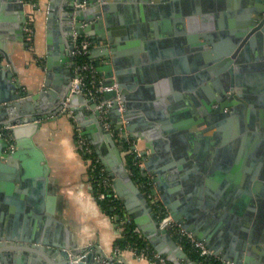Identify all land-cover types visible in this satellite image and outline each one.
<instances>
[{
	"label": "water",
	"instance_id": "1",
	"mask_svg": "<svg viewBox=\"0 0 264 264\" xmlns=\"http://www.w3.org/2000/svg\"><path fill=\"white\" fill-rule=\"evenodd\" d=\"M81 1H49L46 75L37 91L24 87L11 54L2 50L6 63L0 64V129L5 128L11 137L0 133V264H103L104 256L95 247L81 245L76 236L68 239L70 233L52 219L54 208L44 203L48 168L33 138L44 122L68 110L74 112L124 208L153 248L171 264H199L162 226L141 180L132 176L119 143L105 130L97 102L72 92L75 35L96 41L90 57L97 61L104 85L116 84L102 97L112 100L114 127L146 140L145 169L153 174L173 219L224 261L248 264L252 259L253 264H264V248L254 242L264 231L259 218L255 219L262 208L258 206V212L254 198L260 194L257 186L264 184V86L249 82L244 71L264 66V0H225L218 5L210 1L219 12H209L202 24L189 16L192 22L183 40L192 52L191 69L181 67L175 54L164 53L170 59L163 62L152 50L166 33L162 24L154 22L158 16L151 14L157 0H88L84 8L77 7ZM25 2L0 0V16L14 8L24 12ZM27 21L25 14L12 31V23L0 22V31L24 42L21 47L25 48L30 44ZM132 62L137 68L129 67ZM194 96L199 97L197 102ZM183 98H193L198 108H189L182 116ZM167 114L180 129H190L192 136L205 132L204 148L194 141L175 144L178 135H173ZM227 124L231 128H225ZM162 134L169 135L173 148ZM222 146L237 154V167L245 171L243 188L236 190L229 183L233 156L225 158L228 163L216 164L226 150ZM29 147L36 164L20 172L12 162ZM242 155L250 158L248 164L240 162ZM188 156L195 160L186 168L183 163ZM215 178L222 181L218 190ZM25 215L30 220L25 222ZM259 241L264 242L262 237Z\"/></svg>",
	"mask_w": 264,
	"mask_h": 264
},
{
	"label": "crops",
	"instance_id": "2",
	"mask_svg": "<svg viewBox=\"0 0 264 264\" xmlns=\"http://www.w3.org/2000/svg\"><path fill=\"white\" fill-rule=\"evenodd\" d=\"M49 1L50 0H37V3L35 4H31L30 2L26 1L24 12L14 8L10 10H4L0 16V22L12 23L9 30L12 31L20 22L22 16L27 14L29 18L31 13L35 15L34 33L32 37H29L28 32L26 31L27 41H29L30 44L25 48L21 47L25 44L24 42L11 39L10 37L6 36L5 33L0 31V57H2L3 63H6L2 52L3 48H5L11 54L14 63L20 70L21 80L24 87L26 89H34L35 91L41 87L42 81L46 75V18ZM210 1L217 4L218 1L221 2L225 0H157L154 2V6L151 7V14L158 16L157 20L155 19L154 22L162 24V30L166 31L162 37L158 36V43L152 47L153 52L159 56L160 61L166 62L168 59H170L168 57H163L164 53L169 52L170 54H175V59L181 67L188 69L194 67V61H192L193 59L190 56L192 52L189 51L188 44L184 42L183 34L186 30V26L189 24V21L192 22V18L189 20V16L193 17L194 15V21L197 24H202L203 17L210 16L209 12H219L215 5H210ZM143 10L144 11H142V13L146 14L145 10L147 9L143 8ZM216 18L217 14L216 16L213 15L212 19L216 21ZM27 25L28 21L26 26ZM140 39L145 40L144 37ZM161 40L163 41L161 42ZM13 46L19 47L14 48ZM137 56L140 58V54ZM261 60L264 59L261 58ZM100 62L106 63V59L101 58ZM165 66L167 65H164V67ZM129 67L135 69L137 68V65H134L132 62L129 64ZM244 71L246 72L249 82L256 80L261 86H264V66H262L261 69H245ZM255 72L259 74L257 75ZM99 74L102 79L105 80L104 75L101 73ZM170 92L172 93L173 89ZM194 97L197 102L199 97ZM74 101L76 102V99ZM180 101L181 103H184L180 106H185V108H182L179 111V114H182V116H184L186 112H189V108L192 110H196V108H198L193 98L190 100L183 98ZM167 115L168 116H166V119H169V125L174 127L172 132L173 135H178L176 137L177 143L175 144L178 146L185 144L189 145L194 141L196 146L198 145L199 148H204L205 132H202L201 136L198 135V137L192 136L190 129H186L187 127H181L180 129L179 126L174 124L175 121L171 120L170 115ZM189 116H191L190 113ZM225 128L231 127L229 124H227ZM76 130L82 133L81 127L74 118V112L68 110L66 113L60 112L57 114V116H55V118L44 122L33 138L37 148L42 151L44 156V161H42V164L45 163L44 165H46L48 168L46 173L48 179V191L45 195L44 203L47 206L49 204L54 208V213L52 215L53 221L56 225L62 224V227L70 233L72 237L70 236L68 238L69 240H71L73 236H76L79 239L81 245H91L92 247H95L94 249L100 251L104 256V261L102 262L103 264H107L108 262L110 264H158L152 260L138 258L130 248H121V252H115L118 248L117 241L123 235L124 227L122 221H119V218L110 216L103 210L99 199L95 195L92 174L90 173L91 159L87 158L84 155L85 153H83L76 144ZM220 130L222 131L223 129ZM127 133L129 135L128 131ZM5 136L11 137V134L6 131ZM131 138L135 140L138 150L143 153V151L146 149V140L140 137ZM162 139L167 141L169 148L174 147V143H172V139L169 137V135L162 134ZM227 145L229 146L230 143ZM91 146L93 147L92 144ZM11 148L16 149L17 147L16 145H12ZM222 148L226 149L224 146H222L221 149ZM29 149L30 147L18 159H15V161L12 162V165H16L20 172H24L26 170L24 166L28 165L34 168L36 164L35 155ZM93 150L103 165L94 147ZM148 155H151L150 151L148 152ZM229 156H233V161L229 163L232 168L227 171L232 175V179L229 181V183L234 189L237 190L239 186L240 188H243V186H241V180L245 174V171L242 170L243 168L239 169L237 167L240 165L239 161L237 162L235 160L237 154L233 152V150L230 151V149H226L225 151L223 150V158H219L218 160L216 159L215 162L218 165L220 163H228L225 158H228ZM214 159L215 158H213V160ZM249 159L250 158L248 156L242 155L240 162L246 165L248 164L247 160ZM191 160L194 161L195 159L191 156H188L187 160L184 161L183 164L186 168L189 167ZM227 172H225V174H227ZM220 180L221 179L219 178H215L213 180L218 184V188H215L217 190L222 183ZM35 185L36 183H34L33 187H35ZM257 189L258 193L261 195L256 194L254 195V198L255 202L257 203V210L259 209L258 206H260L262 208V214L259 213L261 215L255 216V219L259 218L258 220L261 222V225H264V184L258 185ZM232 190L233 189L230 191L232 192ZM158 191L160 195L163 193L161 190ZM37 201L42 203V199L38 198ZM125 214H127V216L134 221L133 217L128 214L126 209ZM28 218L29 217L27 216L24 218L25 222L30 220V218ZM41 222L42 221L40 220V223ZM261 237L264 240V231L261 236H258L257 241L254 242L259 243L262 248H264V242H258V239H261ZM214 256L223 259L221 254H214ZM252 261L253 260L251 259L250 263L248 264H253Z\"/></svg>",
	"mask_w": 264,
	"mask_h": 264
},
{
	"label": "built area",
	"instance_id": "3",
	"mask_svg": "<svg viewBox=\"0 0 264 264\" xmlns=\"http://www.w3.org/2000/svg\"><path fill=\"white\" fill-rule=\"evenodd\" d=\"M87 2L88 0H82L80 3H76V6L84 8ZM26 31L28 32L29 37H32L33 28L30 24L26 26ZM74 42V59L78 56H86L88 57V60L80 66L75 63V72L71 84L72 92L75 91L84 93L88 99H90L91 101H96L97 108L100 111V120L102 121L105 130L110 131L118 143L120 141H126L131 145V151H133V153H135L136 155V160L134 163L141 169L143 173L146 172V180L140 183V186L149 197V200L153 205L162 226L167 228L171 235L174 236V238L182 246V242L184 240H187L193 245V247L197 249V251H199L201 255L215 257L212 250H210L203 241L199 240L192 232L186 230L180 223L176 222L173 219L170 210L164 204L159 191L156 189V184L153 181V174L146 171L145 169L146 160L143 158L142 152L138 150L135 140L132 139L124 129H117L114 127L110 116V105L112 100H104L102 97L107 89L115 88L116 84L111 87H107L104 85V80L97 70V63L90 57L91 50L97 45L96 41L87 36H83L82 38H80V36L75 35ZM2 63L3 59L2 57H0V64ZM118 99L120 100V97ZM6 131L7 130L5 128L0 129V133L3 135H5ZM77 145L84 151V153L89 155L94 154L93 147L91 146L88 138H86V136L82 135V133L80 132L78 135ZM93 156L95 162L91 160L90 165L94 166L96 170L100 172V177L103 184V189L98 191V199L105 200L109 198L112 201L120 200L118 194L113 188L112 177L106 173L105 167L101 164L97 156ZM129 171L130 173H132L131 169H129ZM120 220L122 221V224L131 221L130 217H128L127 214H124L123 218H121ZM130 249L140 259L152 260L154 262H157L158 264H171L166 259V257L158 253L154 248L153 250L149 249L148 247H145L141 250H138L136 248ZM115 252H121V248L118 247ZM220 260L224 264H234V262L232 261H224L223 259ZM117 261L120 262L119 260Z\"/></svg>",
	"mask_w": 264,
	"mask_h": 264
},
{
	"label": "trees",
	"instance_id": "4",
	"mask_svg": "<svg viewBox=\"0 0 264 264\" xmlns=\"http://www.w3.org/2000/svg\"><path fill=\"white\" fill-rule=\"evenodd\" d=\"M30 3H37V0H26ZM31 18L32 15L30 14V17L28 18V24H31ZM35 21V19H33V22ZM34 24V23H32ZM83 36H80V38H82ZM76 59V63L78 66L82 65L84 62H86L88 60V57L86 56H78L75 58ZM96 62V61H95ZM78 137V132H75V138ZM122 148V152L124 155V158L126 160V163L128 164L129 168L132 171V176L135 179H140V183L144 182L145 176L143 175V172L141 171V169L134 163L136 160V155L135 153H133V151H131V145L126 142V141H120L119 142ZM87 158L93 160L94 161V156L95 152L93 155H89V154H84ZM90 173L92 174V179H93V184H94V190H95V195H98V191L103 189V184L101 181V175L100 172L98 170H96V168L92 165H90ZM98 198V197H97ZM99 202L103 208V210L110 216H114L117 217V215H120L119 221L121 218H123V215L125 214V208L123 203L121 202V200H116V201H112L109 198L105 199V200H101L99 199ZM123 235L121 236V238L117 241V245L119 248H136L138 250H141L145 247H148L149 249L153 250V246L149 243V241L145 238V236L143 235V233L139 230V228L137 227V225L134 223L133 220H131L130 222H126L123 224ZM183 247L185 248V250L189 253V255L197 260L200 264H224L220 259H218L217 257H213V256H203L199 253V251H197V249L195 247H193V245L187 241L184 240L182 242Z\"/></svg>",
	"mask_w": 264,
	"mask_h": 264
},
{
	"label": "rangeland",
	"instance_id": "5",
	"mask_svg": "<svg viewBox=\"0 0 264 264\" xmlns=\"http://www.w3.org/2000/svg\"><path fill=\"white\" fill-rule=\"evenodd\" d=\"M31 4H32V3H31ZM31 15H32L33 18H31V19H32V20H31L32 22H31L30 25H31V27L33 28V32H32V33H34V29H35V27H34V24H32V23H34V22H33V19H35V15H34L33 13H31ZM76 132H78V135H79V131L76 130ZM75 139H76V144H77L78 137L75 138ZM80 150L84 153V151H83L82 149H80Z\"/></svg>",
	"mask_w": 264,
	"mask_h": 264
}]
</instances>
